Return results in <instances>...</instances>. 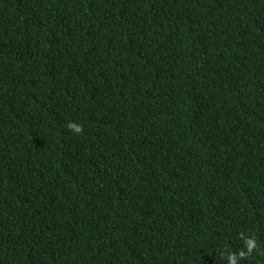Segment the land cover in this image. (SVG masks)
Segmentation results:
<instances>
[{
    "label": "trees",
    "instance_id": "1",
    "mask_svg": "<svg viewBox=\"0 0 264 264\" xmlns=\"http://www.w3.org/2000/svg\"><path fill=\"white\" fill-rule=\"evenodd\" d=\"M241 234L264 264V0H0V264H229Z\"/></svg>",
    "mask_w": 264,
    "mask_h": 264
},
{
    "label": "clouds",
    "instance_id": "2",
    "mask_svg": "<svg viewBox=\"0 0 264 264\" xmlns=\"http://www.w3.org/2000/svg\"><path fill=\"white\" fill-rule=\"evenodd\" d=\"M68 128L76 134L82 131V127L74 122H70L68 124ZM241 238L244 240V246L246 248V251L241 250L238 256L236 254H229V264H238L239 258H244L245 256L251 255L253 251L257 248V241L254 237H248L244 236V234H241Z\"/></svg>",
    "mask_w": 264,
    "mask_h": 264
}]
</instances>
